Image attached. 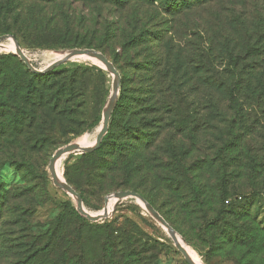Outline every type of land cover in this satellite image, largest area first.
<instances>
[{
  "label": "rangeland",
  "instance_id": "rangeland-1",
  "mask_svg": "<svg viewBox=\"0 0 264 264\" xmlns=\"http://www.w3.org/2000/svg\"><path fill=\"white\" fill-rule=\"evenodd\" d=\"M128 1L0 0V37L12 36L35 70L63 52L88 49L81 44L98 45L94 50L104 52L119 73L100 153L104 162L116 158L107 155L110 145L122 142L127 97L145 90L149 102H157L149 105L145 134L158 135L157 123L162 128L150 148V165L157 166L151 174L159 175L164 188L162 198L150 194L156 211L203 264H264V85L253 92L252 82L241 94L234 119L224 100L228 86L259 74L262 56L251 58L241 49L262 35L264 0H204L179 12L165 10L160 0ZM234 20L240 78L231 66L234 59L219 48ZM6 28L10 33L2 34ZM7 43L0 45V102L16 103L20 97L14 100L13 85L26 84L34 73ZM50 73L64 92L61 118L45 113L9 124L12 111L0 107V264H187L166 230L134 198L108 200L103 212H112L93 223L53 184L52 155L69 143L94 142L115 77L87 58L71 59ZM168 151L176 159H169ZM80 156L62 157L57 175L66 183L67 178L83 183V208L95 215L117 191L99 192L101 180L86 179L92 160ZM175 160L191 169L194 197L170 187L181 180L171 172ZM225 200L234 201L233 207H225Z\"/></svg>",
  "mask_w": 264,
  "mask_h": 264
},
{
  "label": "trees",
  "instance_id": "trees-1",
  "mask_svg": "<svg viewBox=\"0 0 264 264\" xmlns=\"http://www.w3.org/2000/svg\"><path fill=\"white\" fill-rule=\"evenodd\" d=\"M45 1L55 2L57 0H45ZM141 1L148 3L152 2V0H141ZM210 1L211 0L206 1L205 3ZM160 2L161 5L164 6L163 8L165 10L171 12H179L185 10L186 8H189L190 6H192L191 4L193 3L202 4L204 0L186 1L185 4L182 3V0H180L179 3H173L174 0H160ZM128 3H129L128 0H120L121 5H125ZM231 23L233 24V26L231 27V31L228 34V36L225 37L221 43H219L220 44L219 48L221 46L225 52H228L229 54L228 56L234 59L231 66L235 71H238V63L240 61L239 58L241 57V55L237 53L238 52L237 50L240 49V46H239V42L238 41L236 42V30L234 28L238 24L235 23V20L232 21ZM9 33L10 30L9 29L7 30V28L2 30V34H9ZM147 34L149 33L147 32ZM232 37L235 38V40L231 41L232 39L231 40L228 39ZM79 46H82L81 48H88V49L92 48L97 50L99 49L98 45L94 43H87L83 45L81 44ZM241 51L245 53L247 56H251V58L255 55H258V57L262 56V59L261 62L259 63V67L257 68L259 73L258 75H255L252 78H248L247 81H243V79H240L237 85L233 84L225 89L224 100L227 101L229 106L227 116H230L229 118L232 119L238 117V112L236 111L237 104L239 103V101H242L241 94L244 93V91H248L252 89L251 88L252 87L251 85L253 84L252 82H256L255 88H253V92L259 91L260 87L264 85V30L260 37L254 39L252 45L250 46L245 45V47H243ZM102 54L105 55L104 52H102ZM50 72L51 71L43 74H35V73L31 74L32 78L30 77L31 80L28 81L26 84L20 81H16V83L13 85L11 89V93L13 94L14 100H16L17 97H20V99L16 103H11L7 100L6 102H0V107L3 106L12 111V114L8 122L9 124L16 125L19 124L20 120H22V118L25 116L36 117L38 115H42L45 113H52L55 114V117L59 116L61 118L64 112L63 108L61 107L62 99L64 98V92L61 90L60 88L61 86L58 83L51 81L57 77H55V75H50L51 74ZM101 74L103 76V73ZM242 75L243 72L238 71L236 73L237 78L242 77ZM248 76H252V74ZM37 79H40L39 80L40 83L31 85V83ZM232 88H235V90ZM217 90L220 91L219 89ZM151 94H153V92ZM127 98L130 101L126 107V111H125L126 113L124 115L125 119H124V123H122L123 126L121 128L122 142L121 144L120 143L118 144L116 141H114L110 145L111 146L110 153L107 154V155H113V157L115 156L116 158L113 159V161L111 162H104L103 158L101 157L103 155H100V153L102 152L101 150L105 144V141L109 135V132H107L105 136L102 138L100 146L91 153L81 154L80 159L92 160L90 167L88 168V170H86L85 173L86 179L91 178V179H96L97 181L101 180V183L96 185L99 192L107 193L118 190L134 191L139 195H141L154 208L153 201L150 200V194L152 192H155V194H158L160 198H162L164 197L163 195L164 188L162 187V184H160L157 181L159 180V175L155 174L152 176L151 174L152 170L157 168V166L151 167L150 165L152 164L151 162L154 159V155L150 152V148L162 134V128H159V123H157L158 135L157 133L154 135L150 133L145 134L146 132L145 130L149 126L148 125L149 122H147L148 120L146 118L152 112L149 105L155 106L157 102H149L148 92L145 93V90L135 91L131 98L130 96ZM215 102L216 103L214 105L216 107V110L219 111L220 103L217 100ZM19 104H22L23 108H21ZM21 111L22 113H20ZM218 116H221V113H219ZM98 120L99 118H97L94 121V124ZM143 137L147 139L145 143H143L142 141ZM234 139L236 140L237 137L234 136ZM227 151L228 150H224V152ZM168 152L167 153L169 159L171 158L176 159L175 154L171 153L170 151ZM222 156L224 158L226 154ZM175 161L177 162V160ZM179 164L180 162H177V165H174L176 168L171 172L179 175V178H181V180L180 181L176 180L174 181V183L172 182L170 187L174 188V191L176 190L179 192H184L183 195L185 196L194 197L195 189L197 190V188L191 183L192 179L187 177L188 172H190L191 169H189L188 167V169L185 170L183 168L184 166H179ZM67 184L71 186L79 194L83 202L84 201L82 196L83 183L81 181H72L67 178ZM220 189L225 190V188L222 186ZM156 198L158 199L159 197ZM232 202L229 200H225L224 201L225 207L227 206L233 207ZM162 217L174 229V226L171 223H169L164 216ZM70 244L71 243L67 241L68 247Z\"/></svg>",
  "mask_w": 264,
  "mask_h": 264
},
{
  "label": "water",
  "instance_id": "water-1",
  "mask_svg": "<svg viewBox=\"0 0 264 264\" xmlns=\"http://www.w3.org/2000/svg\"><path fill=\"white\" fill-rule=\"evenodd\" d=\"M9 39H11L15 43V47L17 49L16 54L18 55L20 60L27 66V68L30 71H32L35 74H43V73L49 72L52 69H54L55 67H57L58 65L67 62L68 60H70L73 57L86 56V57L100 63L101 66H103L107 72H109L110 74H112L115 77V79L112 83V92H111L110 99H109L106 107L102 111V122H101L100 127L98 129V132L96 134L94 144L91 147H82L76 142L69 143V144L57 149L54 152V154L52 155V157L50 159L49 165H48V169H49L50 175L52 177L53 184L57 188L63 190L68 195L73 197V199L75 200V203H76V210L82 217L86 218L88 221L93 222V223L97 222L101 219L107 218L109 216L108 214L103 213L102 215L91 216L89 213H87L84 210L82 200H81V197L79 196V194L71 186H69L64 180H59L57 178V176L55 175V163L61 156L65 155V154L69 155L71 153H78V154L91 153V152L95 151L100 146L102 138L107 133L109 120H110V117H111V114H112V111L114 109L115 102L117 99L118 90H119V73L116 71L113 64L107 59V57L105 55H103L101 52H98L94 49H72V50H69L67 52L66 57L49 64L43 70H35L32 67V65L30 64V60L27 58L25 53L22 51V49L19 47L18 43L13 39L12 36H10V35L1 36L0 37V45L2 44V42L7 41ZM126 198H134L135 200H137L143 206V208L149 213V215L154 220H156L166 230V232L168 233V235L170 236V238L174 242V245H175L177 251L182 255V257L184 258V260L187 264H196L191 260V258L189 257V255L187 254L185 249L178 243L177 236H179V235L175 232V230L138 193H136L134 191H117V192H114L113 194H111L105 198V205H106L107 201L110 199L114 200V202L116 203V202H120Z\"/></svg>",
  "mask_w": 264,
  "mask_h": 264
},
{
  "label": "bare ground",
  "instance_id": "bare-ground-1",
  "mask_svg": "<svg viewBox=\"0 0 264 264\" xmlns=\"http://www.w3.org/2000/svg\"><path fill=\"white\" fill-rule=\"evenodd\" d=\"M6 42H8L7 43V47H9V48H11V49H13L14 51V53H17V49H16V47H15V43L11 40V39H9V40H7ZM66 55H67V52H63V55H61V56H58L57 58H56V60L55 61H57V60H60V59H62V58H64V57H66ZM75 58H87V59H90V58H88V57H86V56H77V57H73V58H71V59H75ZM70 59V60H71ZM90 60H92V59H90ZM55 61H53V62H55ZM69 61V60H68ZM94 62H96L95 60H93ZM52 62V63H53ZM96 63H98V62H96ZM99 65H101L100 63H98ZM97 134V133H96ZM95 137H96V135H95ZM94 142H95V139H94ZM94 142L93 143H88V142H84V143H79V142H76V143H78L80 146H82V147H91L93 144H94ZM66 155H68V154H65V155H63V156H61L57 161H56V163H55V175L57 176V178L59 179V180H62V178L60 177V176H58L57 174V171H56V164H57V162L62 158V157H64V156H66ZM60 177V178H59ZM113 203H114V201H113ZM113 203H112V206H113ZM107 206H108V201H107V203H106V205H105V207H104V210H102L100 213H98V214H95V215H92V214H90L89 212H87L86 211V209L84 208V210L87 212V213H89L91 216H98V215H102L104 212L103 211H106L107 210ZM112 208V207H111ZM112 212V210L110 209L108 212H106L105 214H108V215H110V213ZM177 241H178V243L185 249V251L187 252V254L189 255V257L191 258V260L194 262V263H196V264H202L201 263V261H198L197 259H196V257H195V254H194V252H193V250H191L182 240H181V238L179 237V236H177Z\"/></svg>",
  "mask_w": 264,
  "mask_h": 264
},
{
  "label": "built area",
  "instance_id": "built-area-1",
  "mask_svg": "<svg viewBox=\"0 0 264 264\" xmlns=\"http://www.w3.org/2000/svg\"><path fill=\"white\" fill-rule=\"evenodd\" d=\"M227 203V202H226Z\"/></svg>",
  "mask_w": 264,
  "mask_h": 264
}]
</instances>
